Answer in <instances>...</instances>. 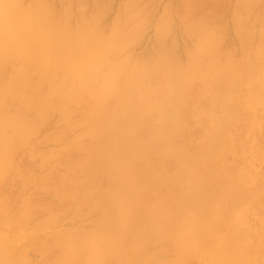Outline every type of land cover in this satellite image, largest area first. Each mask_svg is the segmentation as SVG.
<instances>
[{
  "label": "bare ground",
  "instance_id": "bare-ground-1",
  "mask_svg": "<svg viewBox=\"0 0 264 264\" xmlns=\"http://www.w3.org/2000/svg\"><path fill=\"white\" fill-rule=\"evenodd\" d=\"M53 1L0 0V264H28L24 242L17 248L37 237L22 229L46 212L31 204L29 193L9 212L1 186L13 173L26 188L35 187L34 194L51 193L63 204L61 211L55 206L54 214L43 213L41 223L73 216L86 203L87 211L98 212L92 230L45 234L32 245L46 257L40 254L43 264L140 263L158 242L176 245L172 259L158 257L161 264H264V172H249L257 163L243 161L247 142L240 144L234 131L250 118L243 107L264 99L263 0H235L231 25L224 26L219 16L196 15L202 0L176 4L187 40L184 56L177 53L179 39H171L173 6L166 4L169 10L165 5L156 18L157 50L153 43L152 53L136 54L130 49L144 39L151 0H123L110 30L101 21L115 0H77L75 8L71 0L60 15ZM54 116L64 125L46 138L57 148L40 150L43 155L38 150L44 176L28 168L18 172L16 149ZM228 153L240 157V166L228 167ZM105 175L108 184L94 197L95 180ZM253 211L256 224L249 220ZM10 231L20 233L8 236ZM12 243L17 257L9 255Z\"/></svg>",
  "mask_w": 264,
  "mask_h": 264
},
{
  "label": "rangeland",
  "instance_id": "rangeland-1",
  "mask_svg": "<svg viewBox=\"0 0 264 264\" xmlns=\"http://www.w3.org/2000/svg\"><path fill=\"white\" fill-rule=\"evenodd\" d=\"M55 1H57V4H59V6L58 5H56V2ZM60 1L61 0H54L53 1V3L55 4V8H57V6L60 8H57L56 10H58L57 11V13L60 15V11H62L64 8H65V6H69V4L72 2L71 0H64L65 1V3H64V1L63 2H61V3H64V4H66V5H61V3H60ZM67 1V2H66ZM77 0H73V3H71V7H73V8H75V6L77 5V2H79V0L76 2ZM150 1V0H149ZM149 1L148 0H145V2H146V4L148 5V3H149ZM153 1H155V0H151V2H150V4L148 5L149 7V9H148V11L150 10V12H151V14H153V16L150 14V16L152 17V19H151V17H150V19L152 20H150L149 19V22L148 23H146V25L148 24V26H145V29H144V33H145V35H144V39H142L143 41H141L140 43H138V44H136L137 46H133L130 50H135V53L137 54V53H144V52H146V53H152L154 50L153 49H155V50H157V48L160 46V43L158 44L157 42V38L156 37H154V33L156 34V31L154 30L155 28H154V26L156 25L155 23V21H158V20H160L162 17V13H164V11H163V9L165 8V7H167V8H165L167 11L169 10V6H173L172 8H170V11L168 12L169 14H170V18H171V23L173 24V25H175V26H173V28L175 29V31H174V29L172 30V31H174L173 33H172V36H171V39L173 38V39H175V41L176 40H178L176 43H179V44H177V49H178V51H177V53H179V54H181V56H184V54H185V46H186V43H187V40H186V37H185V35L183 34V31H184V29H183V26H181L182 24L180 23L181 22V20H179V19H181L180 18V15H177L176 13H178V10L177 9H179V7L178 6H180L181 4H180V2L182 1V0H156V2H153ZM158 1V2H157ZM169 1V2H168ZM172 3H171V2ZM176 1V2H175ZM209 1V2H208ZM264 1V0H263ZM262 1V3H264ZM68 2H70L69 4H67ZM122 2H123V0H121V2H120V0H115V1H113V3L115 4H112V8L110 9L111 11H109V15L108 16H106V18H104L105 20V22L104 21H101L102 23H103V26H102V28L103 27H107L106 29H109L110 30V27L112 26L111 24L109 25V22H112L113 20H115V16L114 15H117V13H120V10H119V8L121 7V5H122ZM148 2V3H147ZM206 2V3H205ZM222 4H221V3ZM226 2V3H225ZM230 3H228V0H215L214 2H213V0H212V2H211V0H202L200 3H199V5L196 7V8H198V9H195L196 10V15H199L200 17H202V16H204V18H206V19H209V20H211V17H214L215 15V17H217V16H219L218 18H216V19H218V21H217V23L221 26L222 24H223V26H224V23H225V25H227L228 23H229V25H231V19H232V16H231V12H232V10H233V6H234V3H235V0H230L229 1ZM121 3V4H120ZM214 4V5H212V4ZM260 4L261 5V7H260V5H259V8L262 10V7H263V5L264 4ZM118 4H120V5H118ZM166 4H168V5H166ZM172 4V5H171ZM176 4H180V5H176ZM202 4V5H201ZM209 4H210V6L212 7H209ZM232 4V5H231ZM74 5V6H73ZM152 5V6H151ZM166 5V6H165ZM176 5V6H175ZM60 6H62V7H60ZM165 6V7H164ZM203 6V7H202ZM232 6V7H231ZM88 8L86 9L87 11H90V9H91V6L90 5H88L87 6ZM90 7V8H89ZM117 7H119V8H117ZM152 7V8H151ZM169 7V8H168ZM181 7V6H180ZM207 7V8H206ZM229 7H230V9H229ZM175 8H176V10H175ZM209 8V9H208ZM218 8V9H217ZM222 10H221V9ZM232 8V9H231ZM85 9V8H84ZM117 9H118V11H117ZM121 9V8H120ZM164 9V10H165ZM172 9H174V10H172ZM201 11H200V10ZM205 9H207V10H205ZM212 9V10H211ZM260 9H259V11H260ZM115 10V11H114ZM179 10H181V8L179 9ZM199 10V11H198ZM214 10V11H213ZM217 10V11H216ZM154 11V12H153ZM172 11V12H171ZM177 11V12H176ZM204 11H206V13L204 12ZM212 11V12H211ZM217 13H216V12ZM220 11V12H219ZM149 12V13H150ZM174 12V13H173ZM204 12V13H203ZM209 12V13H208ZM219 12V13H218ZM226 12H228V13H226ZM62 13H63V11H62ZM155 13V14H154ZM172 13H173V16H172ZM208 13V14H207ZM215 13V14H214ZM220 13H221V15H220ZM108 14V13H107ZM165 14H166V12H165ZM178 14H180V11H179V13ZM213 14V15H212ZM229 14V15H228ZM74 15H75V17H76V15H78V14H76L75 12H74ZM175 15H177L178 16V18H177V16H175ZM207 15V16H206ZM227 15V16H226ZM113 16V17H112ZM118 16V15H117ZM211 16V17H210ZM220 16H222V18H220ZM160 17V18H159ZM173 17V18H172ZM209 17V18H208ZM108 18H109V21H108ZM114 18V19H113ZM158 20H157V19ZM175 18V19H174ZM203 18V17H202ZM224 18V19H223ZM113 19V20H112ZM173 19V20H172ZM220 19V20H219ZM111 20V21H110ZM174 20L175 21H177L178 23H176V22H174ZM227 20V21H226ZM220 21V22H219ZM106 22H108V24L106 23ZM102 23H101V25H102ZM179 23H180V25H179ZM227 23V24H226ZM113 24V23H112ZM154 24V25H153ZM104 25H107V26H104ZM227 26V29H228V36H230V37H228L227 35V40L228 41H230L228 44H230L231 43V40L233 41V38H234V40H236V38H235V34H233L234 32H233V27L232 26ZM176 27H177V29H176ZM179 27V28H178ZM182 27V28H181ZM181 28V29H180ZM232 28V29H231ZM105 29V28H104ZM149 31H148V30ZM180 29V30H179ZM154 32V33H153ZM180 32V33H179ZM182 33V34H181ZM233 34V35H232ZM174 36H176V37H174ZM181 37V38H180ZM232 37V38H231ZM142 38V37H141ZM141 38L139 39V40H141ZM155 38H156V41H154L155 40ZM146 40V41H145ZM149 40V41H148ZM145 41V42H144ZM151 41V42H150ZM169 41H171V40H169ZM173 42H174V40H172ZM153 43H156V45H154ZM231 44H233V42L231 43ZM152 45H154V47L155 48H153L152 47ZM184 46V47H183ZM153 48V49H152ZM151 51H150V50ZM153 50V51H152ZM184 51V52H183ZM139 53V54H140ZM261 101V103L260 104H258V105H256V106H254V107H247V109H246V107H243V111H242V114H245V115H247V114H249V115H247L248 117H250V118H248L247 120L246 119H243V120H245L244 121V125L242 124L243 123V120H242V122H241V126H242V129H241V126H240V123H239V125H238V128H240V129H236V128H234L235 130V132H239L238 133V138L239 137H241L242 138V140L241 141H239V143L240 144H242V142L245 144L246 142V147L244 146V145H241L242 146V148H243V153H244V159H243V161H246V162H254V164H255V161H256V163H257V165L256 166H254L253 168H251V170H249V172L250 173H255V174H259V176H262V172H264V167H263V165L261 164L262 163V161L261 160H263L264 161V143H262V142H264V134H263V129H264V107H262V105H263V103H264V99H262V100H260ZM247 106V105H246ZM264 106V105H263ZM259 107H260V110H259ZM258 108V109H257ZM246 111H248V112H246ZM258 112H260V113H258ZM257 113V114H256ZM250 114H251V116H250ZM245 115L242 117V118H244L245 117ZM253 115V116H252ZM259 116V117H258ZM247 122H249V123H247ZM263 124H262V123ZM245 123H247L246 125H245ZM256 123H257V125H256ZM63 125H64V123H63V121L62 120H60L59 118H58V116H54V117H52V119L50 118L47 122H45V123H43V125L41 124V126L39 127V128H37L38 129V133L36 134V137H34L30 142H29V144L27 145V144H23V145H21V146H18V148L16 149V151H15V153H14V157H12V160H13V164L15 165V166H17L18 167V172L22 169L23 170V172L24 171H27V169H25V168H28V169H30L31 171H33V172H35L34 173V175L35 176H40L41 177V175L42 176H44L43 174L45 173V170L44 171H42L44 168H43V166H42V160H41V156L43 155L42 154V152L45 154V153H48L49 151H51V150H53V149H55V148H57V144H55L54 142H51V141H48L46 138H48L49 137V135H51L53 132H55V131H57L58 129H61L62 127H63ZM255 125H256V127H255ZM261 125V126H260ZM263 125V126H262ZM240 126V127H239ZM243 126L244 127H246V128H243ZM263 127V128H262ZM257 128V130H258V132L257 131H255V129ZM192 129H193V131H194V133L195 134H197V131H198V128L197 127H192ZM243 129H245L244 131H243ZM254 129V130H253ZM82 130V129H81ZM81 130H79L80 132H81ZM241 131H243V133L244 134H242V132ZM252 131H253V133H255V132H257L256 134L257 135H255V136H251L253 133H252ZM240 132H241V134L242 135H244V137L240 134ZM263 135H262V134ZM237 134V133H236ZM240 134V135H239ZM254 135V134H253ZM262 135V138L260 137ZM199 136V135H198ZM198 136L196 137V138H198ZM234 136H236L235 135V133H234ZM251 136V137H250ZM260 137V138H259ZM237 138V139H238ZM240 138V139H241ZM243 138L245 139V140H243ZM250 138V139H249ZM256 138V139H255ZM258 138H259V140H258ZM45 139V140H44ZM239 139V140H240ZM263 139V140H262ZM40 140H42V141H40ZM248 140V141H247ZM33 141H34V143L36 144H34L33 143ZM45 141V142H44ZM46 141H48V142H46ZM245 141V142H244ZM256 141H258V143L256 142ZM260 141V142H259ZM256 142V143H255ZM32 143V144H31ZM37 143H39L38 145H37ZM42 145H41V144ZM263 145H262V144ZM34 144V145H33ZM247 144H249V145H247ZM258 144V145H257ZM260 144L263 146V147H261L260 146ZM255 145V146H254ZM38 146V147H37ZM257 146V147H256ZM258 146H260V147H258ZM249 147V148H248ZM252 147V148H251ZM254 147H256V149L257 150H255L254 151ZM37 148V153H38V150H39V152H40V150H42V152H40L42 155H40V153H38V156L36 155V154H34L33 152H34V150ZM39 148V149H38ZM248 148V149H247ZM260 149V150H259ZM45 150V151H44ZM263 150V151H262ZM36 151V150H35ZM259 152V153H258ZM261 152V153H260ZM263 152V153H262ZM16 154V155H15ZM248 154V155H247ZM35 155H36V157H35ZM254 155H256V156H254ZM39 156H40V158H39ZM227 157L225 158V160L228 162V167L230 168V169H234L235 167H238V166H240L239 164H240V161H239V158L240 157H236V156H234V155H232V154H227L226 155ZM32 157H34V158H32ZM38 158L41 160H38ZM256 158H261V160H257ZM11 160V161H12ZM252 160H254V161H252ZM23 161H25V162H23ZM29 161V162H28ZM34 161V162H33ZM242 161V162H243ZM15 162V163H14ZM32 162V163H31ZM260 163V165H259V163ZM29 163H31V164H29ZM36 163V164H35ZM20 164V165H19ZM27 164V165H26ZM33 165H35V167H32ZM260 166V167H259ZM41 168H42V170H41ZM257 168H260V169H257ZM255 169H256V171H255ZM22 170L20 171V172H22ZM40 170V171H39ZM37 171V172H36ZM261 172V173H259V172ZM257 174V175H258ZM15 175L16 176H19V177H15ZM263 175H264V173H263ZM11 177V178H10ZM9 178L10 179H8V180H10V181H7L6 183H4L2 186H1V194H3V196L4 197H6V199L8 200V202H9V206H10V211L9 212H12V213H14L15 211H17V209H19V207H20V205L22 204V202L24 201V199H26L28 196H27V194L29 193V194H31V196H35L34 197V200H33V197H31V196H29L30 197V201H31V199H32V201H34V202H31V204H33V205H35V203H36V207H38L39 208V205H41L40 207H42L43 206V209L41 208L40 210H44V211H46V212H43L42 211V213H41V211L40 212H38V214L36 215V217H35V219L32 221V223L30 222V223H28V225L27 226H25V229L23 228L22 229V231H24V232H26V233H33V235H35L37 238H38V241L35 239V243H31L29 240V242H27V240L25 241H22L21 242V245H19V248H17V244L15 243H12L11 244V247H10V253H9V255L10 256H12V257H17L15 254L17 253V255L20 253V252H17V251H15L16 250V248H17V250H19L20 251V249L22 248V246H23V248H24V244H25V246H26V248L25 249H23V250H26L25 251V257H27V260H26V258L24 259V261L26 262V263H28V264H43L44 263V260H45V256L44 255H42L41 254V252H39L38 250H34V247H32V245H36L37 243H39L40 244V240L42 239L41 237H43L44 238V235L46 234V236H48L49 234L51 235V234H53V233H60V232H64V231H67V230H71V229H75V228H77V229H82V230H92L95 226H96V223H97V220H95V219H97V215H98V212L97 211H95L94 213H93V211H91L90 212V210H86L87 209V207L86 206H90L91 205V203L89 204V203H86V205L83 207V209H85V210H83V209H81V210H78V211H75L74 210V213H73V210H72V213L74 214L73 216H66V217H64V218H61L60 219V221L59 222H56V223H50V224H48V222L45 220V222H47V223H45L44 221H42V223L39 221L40 219H43L44 218V216L46 215V214H49V215H52L51 213H53L54 214V207L56 206L57 208H59L60 209V211H61V209H63V206H62V208L60 207L61 205H63V204H61V202L58 200V199H56L51 193H47L46 194V192H43L42 193V191L41 192H39V193H37V194H34L35 193V187H28V188H26L25 186H23V178H21V176L20 175H18V174H12L11 176H10ZM13 177V178H12ZM104 178L106 177V179L104 180V178H102V177H98L96 180H95V183H94V187H95V184H96V187L93 189V191H94V193H93V196L94 195H96V197L98 196L99 197V195L97 194V192H99V193H101L100 192V188H102V187H105L106 186V184H108L107 183V181L106 180H108L109 181V178H108V176L107 175H105V176H103ZM15 178V179H14ZM101 178V179H100ZM108 178V179H107ZM20 179V180H19ZM98 180V181H97ZM104 180V181H103ZM99 183V182H101V183H99V184H97V183ZM9 186V187H8ZM99 186H102V187H100V188H98ZM33 188V189H32ZM99 190H98V189ZM256 188H258V185L256 186ZM96 189V190H95ZM103 190H104V188H102ZM261 188L259 187V190H257L258 192H260L261 190H260ZM31 190H33V192L31 191ZM103 190H101V191H103ZM256 190V189H255ZM25 191V192H24ZM31 191V192H30ZM34 194V195H33ZM46 195V196H45ZM24 196H26L25 198H23ZM45 196V197H44ZM38 197V198H37ZM42 197V198H41ZM44 197V198H43ZM95 197V196H94ZM51 198V199H50ZM42 199V200H41ZM40 200L42 201V202H44V204H42L41 202H40ZM58 200V201H57ZM38 202H40L39 204H38ZM47 202V203H46ZM52 202V203H51ZM47 204L50 206V205H52V207H53V209L51 208H49L48 206H47ZM45 205V206H44ZM44 207H48L50 210H48V211H50V213H48V211H47V209H45ZM55 207V208H56ZM86 207V208H85ZM56 208V209H57ZM74 209V208H73ZM89 209V208H88ZM54 210V211H53ZM58 210V209H57ZM56 210V211H57ZM67 210H69V209H67ZM67 210H63V211H66L65 213H67ZM83 210V211H82ZM14 211V212H13ZM257 211V210H256ZM69 212H71V211H68V213ZM78 212V213H77ZM85 212H86V214H85ZM43 213H46V214H43ZM64 213V212H63ZM88 213V214H87ZM97 213V214H96ZM254 213V214H253ZM259 213V212H258ZM80 215V216H79ZM259 215V214H258ZM257 215V213H255V211H253L250 215H249V220L251 221V223H257V220H258V216ZM260 216H261V214H260ZM70 217V218H69ZM91 217H92V219H91ZM96 217V218H95ZM251 217V218H250ZM257 217V218H256ZM89 218V219H88ZM254 218V219H253ZM67 219V220H66ZM86 219V220H85ZM64 220H65V222H64ZM37 221V222H36ZM91 221V222H90ZM94 221V222H93ZM250 221H248V222H250ZM44 222V223H43ZM251 223H249L250 225H252ZM37 225V226H36ZM93 225V226H92ZM254 225V224H253ZM33 226V227H32ZM46 227V228H45ZM63 230V231H62ZM88 230V231H89ZM264 230V229H263ZM16 232H18V233H20L19 231H16ZM15 231L13 232V231H10L9 233H8V236H11L13 233L15 234L16 233ZM17 233V234H18ZM37 234V235H36ZM42 234V235H41ZM39 235V236H38ZM23 242H24V244H23ZM37 242V243H36ZM29 243H30V245H29ZM14 244V245H13ZM23 244V245H22ZM159 244V245H158ZM164 244H166V245H170L169 243H164V242H162V244H161V242H158V243H154V244H151V245H149L146 249V251H144L142 254H144V255H142L141 254V256L138 258L139 260V262L140 263H138L137 261H136V263L137 264H145V263H147V264H157V263H162L163 261H165V257H167L169 260L170 259H172L173 258V256H174V251L176 250V245L174 246L173 244H171L170 246H169V248H168V246H165L166 248H168V249H166L163 245ZM158 245V246H157ZM161 245V247H163V248H161L160 249V246ZM151 246V247H150ZM154 246H157L156 247V249H155V247ZM31 248V249H30ZM157 248H159L160 249V251H159V249H157ZM30 249V250H29ZM149 249L151 250V252H154V251H156V253H152V255H151V252H148L149 251ZM155 249V250H154ZM12 250H14L13 252L15 253V254H13V252H12ZM154 250V251H153ZM170 251V252H169ZM12 252V253H11ZM146 252V253H145ZM159 252V253H158ZM167 253V252H169V253H167V254H165V253ZM162 253V254H161ZM171 253H173V255H169V254H171ZM42 256H44V257H42ZM146 254L148 255V259H146ZM165 254V255H164ZM14 255V256H13ZM163 255V257H164V259L163 258H161V256ZM168 255V256H167ZM153 257V259L151 258V257ZM169 256H172V257H169ZM155 257V258H154ZM158 257H160L161 259H163V261L160 259V258H158ZM44 258V259H43ZM150 259H151V261H150ZM158 259H160V260H158ZM154 260H156V261H154ZM42 261V262H41ZM158 261V262H157ZM166 261H167V259H166ZM149 262H151V263H149ZM156 262V263H155ZM135 262L133 263V264H136ZM2 264H4V263H2ZM12 264H16L14 261L12 262ZM126 264V263H125ZM127 264H129V263H127Z\"/></svg>",
  "mask_w": 264,
  "mask_h": 264
}]
</instances>
